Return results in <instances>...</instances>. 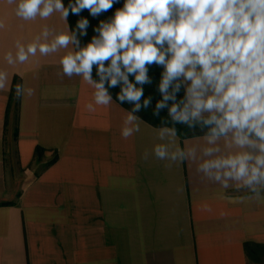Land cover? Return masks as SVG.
<instances>
[{
    "label": "crops",
    "instance_id": "1",
    "mask_svg": "<svg viewBox=\"0 0 264 264\" xmlns=\"http://www.w3.org/2000/svg\"><path fill=\"white\" fill-rule=\"evenodd\" d=\"M13 9L0 0V71L8 73L0 88V264H259L246 245L264 246V203H239L246 193L231 188L221 198L195 165L144 161L157 128L142 120L125 140L128 110L114 98L88 111L93 89L57 76L63 50L7 65L17 38L27 43L45 24L67 27L59 13L26 22ZM19 84L34 94L15 96L9 113ZM37 148L45 150L40 162Z\"/></svg>",
    "mask_w": 264,
    "mask_h": 264
},
{
    "label": "clouds",
    "instance_id": "2",
    "mask_svg": "<svg viewBox=\"0 0 264 264\" xmlns=\"http://www.w3.org/2000/svg\"><path fill=\"white\" fill-rule=\"evenodd\" d=\"M117 2L70 0L66 7L63 0H6L22 21H46L59 13L67 27L45 24L31 41L17 38L4 62L24 65L37 53L48 57L63 50L57 76L80 77L93 89L88 111L110 106L109 89L115 87L117 99L133 105L121 128L125 140L140 132L143 121L135 113L152 102L144 98V85L152 83L149 67H162L161 99L153 114L166 109L167 118L156 129L158 142L141 158L167 161L166 169L195 165L201 182L217 186L221 198L231 188L246 193L239 203H264V0H124L82 46L79 37L87 35L89 21L81 18L71 30L69 13L87 9L97 17ZM6 29L0 18V31ZM7 80L8 73L0 71V88ZM15 91L17 98L34 94L24 84ZM176 125L194 133L183 146Z\"/></svg>",
    "mask_w": 264,
    "mask_h": 264
},
{
    "label": "trees",
    "instance_id": "3",
    "mask_svg": "<svg viewBox=\"0 0 264 264\" xmlns=\"http://www.w3.org/2000/svg\"><path fill=\"white\" fill-rule=\"evenodd\" d=\"M65 6L67 7L70 0H63ZM72 2H74V0H72ZM123 3L124 0H118L117 3H114L113 7L111 9H109L106 12H102L99 16L97 17H93L92 15H90L89 10L84 9L81 11V13L79 15H75L72 14L71 12L69 13L68 16V20H69V24L71 27V30H75L76 28V24L77 21L81 18H86L89 21V26L87 28V35L79 37L80 41H81V45H85L88 42H90L91 38L94 35H97V33L94 31V29L99 25L100 21L102 20H108L111 17H113L115 11L119 8L123 7ZM163 69L160 66L157 65H152L149 67V76L152 80L151 84H146L144 85V98H147L149 96L152 97V102L151 105L147 108V109H141L139 112L135 113L138 117H140L142 120H144L146 123L150 124L151 126L155 127V128H159L161 126L162 123V118L166 119L167 118V110H163L160 112L159 116H156L153 114L154 112V108H155V104L156 102L161 99L160 93L158 92V84L161 78V73H162ZM93 78L94 79H98V77L96 76V69L94 67L93 69ZM131 80H134V77L130 76ZM16 87L13 90L12 93V97L10 100V104H9V108H8V112H11L12 106L14 103H18V101L16 102L15 96H16V91H15ZM120 91L119 87H115V88H110L109 92L112 95V97L125 109H127L128 111H131L133 105L130 103H121L118 99H117V93ZM179 96L182 97L183 96V90H181V92L179 93ZM178 130V136L184 140L186 138H191L194 133L192 131H190L186 126L184 125H176L175 126ZM195 134L199 135L201 134L199 132V130L197 129ZM45 154V150L41 149V148H37L36 150V154H35V158H36V162H40L43 158ZM57 161V157H55L51 162H49L47 165L42 166L43 169H47L49 168L51 165H53L55 162ZM246 252L248 254V257L251 261L253 262H259V253L260 252H264V246H258V245H253V244H247L246 245Z\"/></svg>",
    "mask_w": 264,
    "mask_h": 264
},
{
    "label": "rangeland",
    "instance_id": "4",
    "mask_svg": "<svg viewBox=\"0 0 264 264\" xmlns=\"http://www.w3.org/2000/svg\"><path fill=\"white\" fill-rule=\"evenodd\" d=\"M34 169H36L37 172L41 170V168L37 166ZM259 262H260L259 264H264V252L259 253Z\"/></svg>",
    "mask_w": 264,
    "mask_h": 264
}]
</instances>
